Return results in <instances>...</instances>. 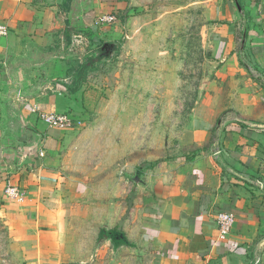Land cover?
<instances>
[{
	"label": "crops",
	"instance_id": "0c3cea01",
	"mask_svg": "<svg viewBox=\"0 0 264 264\" xmlns=\"http://www.w3.org/2000/svg\"><path fill=\"white\" fill-rule=\"evenodd\" d=\"M230 1L208 35L211 59L225 65L245 47L264 68V0ZM78 7L75 0H0V26L8 31L0 36V207L12 220L47 215L59 192L90 186V172L81 178L66 164L81 136L37 118L68 113L75 127L90 124L103 106L102 94L87 82L93 64L79 77L82 62L72 66L69 58L70 34L88 29L92 44L96 31L93 11ZM188 111L174 156L154 165V174L138 170L134 178L145 224L137 240L142 264H264V115L218 110L208 97ZM8 183L18 188L17 199L5 195ZM218 212L235 218L224 240L217 239ZM70 213L59 212L60 228ZM105 239L129 248L126 234Z\"/></svg>",
	"mask_w": 264,
	"mask_h": 264
},
{
	"label": "rangeland",
	"instance_id": "374dc122",
	"mask_svg": "<svg viewBox=\"0 0 264 264\" xmlns=\"http://www.w3.org/2000/svg\"><path fill=\"white\" fill-rule=\"evenodd\" d=\"M75 1L81 12L93 11L96 31L91 44L90 30H74L66 52L72 66L82 62L79 77L93 64L87 82L102 94L103 106L91 113L90 124L69 130L81 138L66 164L81 178L90 172V186H72L73 194L60 189L47 215L27 220L9 219L0 207V264H142L138 235L145 224L134 178L138 170L154 174V165L174 156L188 108L208 97L218 110L264 115V68L245 47L225 65L215 63L207 47L230 0ZM110 16L111 23H100ZM59 212H71L62 228ZM118 233L126 234L129 248L105 239Z\"/></svg>",
	"mask_w": 264,
	"mask_h": 264
},
{
	"label": "built area",
	"instance_id": "2783aa9c",
	"mask_svg": "<svg viewBox=\"0 0 264 264\" xmlns=\"http://www.w3.org/2000/svg\"><path fill=\"white\" fill-rule=\"evenodd\" d=\"M114 20L113 17H104L100 20L101 24L111 23ZM8 33L4 26H0V36L4 37ZM38 120L44 123L50 128L58 130H67L73 127L75 119L68 113H39ZM39 156H43L42 153ZM5 195L10 199L18 198V188L8 183L5 186ZM235 218L232 214L225 212H218L215 217V225L218 230V240H224L231 232Z\"/></svg>",
	"mask_w": 264,
	"mask_h": 264
},
{
	"label": "trees",
	"instance_id": "16d2710c",
	"mask_svg": "<svg viewBox=\"0 0 264 264\" xmlns=\"http://www.w3.org/2000/svg\"><path fill=\"white\" fill-rule=\"evenodd\" d=\"M67 40L71 42V38H68V36H67ZM90 40H91V39H90V37H89V41H90ZM70 42H68V43H70ZM71 43H72V42H71ZM84 66H86V65H84ZM79 70H80V72H79ZM79 70L77 71V73H78V75L80 76V75L82 74V72H81L82 68H79ZM70 91H71V92L74 91V88H73L72 90H70Z\"/></svg>",
	"mask_w": 264,
	"mask_h": 264
},
{
	"label": "water",
	"instance_id": "95a60500",
	"mask_svg": "<svg viewBox=\"0 0 264 264\" xmlns=\"http://www.w3.org/2000/svg\"><path fill=\"white\" fill-rule=\"evenodd\" d=\"M117 238H119V239H123V236H122V235H119Z\"/></svg>",
	"mask_w": 264,
	"mask_h": 264
},
{
	"label": "flooded vegetation",
	"instance_id": "af4514ba",
	"mask_svg": "<svg viewBox=\"0 0 264 264\" xmlns=\"http://www.w3.org/2000/svg\"><path fill=\"white\" fill-rule=\"evenodd\" d=\"M115 236V235H114ZM117 242V241H116Z\"/></svg>",
	"mask_w": 264,
	"mask_h": 264
}]
</instances>
